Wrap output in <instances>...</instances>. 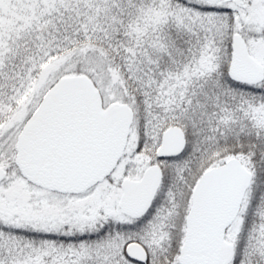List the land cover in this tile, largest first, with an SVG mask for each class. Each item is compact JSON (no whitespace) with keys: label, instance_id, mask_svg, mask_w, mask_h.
Here are the masks:
<instances>
[{"label":"snow or ice","instance_id":"1","mask_svg":"<svg viewBox=\"0 0 264 264\" xmlns=\"http://www.w3.org/2000/svg\"><path fill=\"white\" fill-rule=\"evenodd\" d=\"M0 264H264V0H0Z\"/></svg>","mask_w":264,"mask_h":264}]
</instances>
